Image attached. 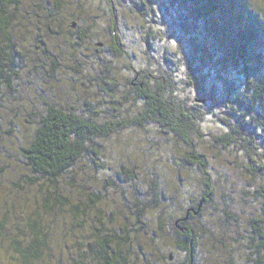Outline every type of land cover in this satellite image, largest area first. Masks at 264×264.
Wrapping results in <instances>:
<instances>
[{
	"label": "trees",
	"instance_id": "trees-1",
	"mask_svg": "<svg viewBox=\"0 0 264 264\" xmlns=\"http://www.w3.org/2000/svg\"><path fill=\"white\" fill-rule=\"evenodd\" d=\"M19 3L0 0V157L16 161L12 186L36 193L0 200V264H137L126 223L117 233L99 207L106 184L123 197L128 186L131 235L152 240L160 264H264V19L250 0L37 3L60 44L36 35L32 48ZM98 5L104 36L87 18Z\"/></svg>",
	"mask_w": 264,
	"mask_h": 264
},
{
	"label": "rangeland",
	"instance_id": "rangeland-1",
	"mask_svg": "<svg viewBox=\"0 0 264 264\" xmlns=\"http://www.w3.org/2000/svg\"><path fill=\"white\" fill-rule=\"evenodd\" d=\"M33 3H36V5L34 6ZM37 3H40L42 7L48 8V7H52L53 4V0H31L30 4H29V0H20L19 3V12L18 15L19 17L22 16L23 14L28 15V19L24 20L22 23H20V27H22V29L27 28L29 30V33H25V36L28 38V43H27V47L28 48H32L33 45L36 42V35H40L41 38L46 41V42H50L49 38L46 40V37H48V33L46 30V27L43 24H40L39 20L40 17L38 14H40L43 10H45V8L43 10H39V8L37 7ZM251 3V7L253 8V10L259 14V16L261 18L264 19V0H250ZM32 6V8H31ZM101 9V5H98V8H92L90 11V16L88 15L87 18L92 20V25L93 30H97L98 32H100V35L104 36L105 32L102 30H99V26L98 23L102 20L101 17H105L106 15L104 14V12ZM74 21H77L76 19H74ZM38 24L40 25V27H37ZM101 24L105 25L106 22H101ZM106 26V25H105ZM128 29H127V35H128V43H130L131 41V35H130V31L132 30L133 27V23H129L128 25ZM37 36V37H38ZM54 46L56 47L57 43L56 41H52V43H54ZM132 42V41H131ZM41 43V42H40ZM51 43V42H50ZM51 43V45H49V47L53 46ZM43 44V43H41ZM45 44V42H44ZM133 46H140V42H138V44H135ZM138 49L140 50V48L138 47ZM126 62L125 57H117L113 60L112 64L115 65L116 67H121V65ZM119 81V80H118ZM122 81V79H121ZM123 82V81H122ZM32 86V85H31ZM79 96L81 95V91L78 92ZM99 96V98L97 97ZM96 97H92L91 95L89 96V99L93 102V103H99V101L97 99H103L104 95H97ZM82 98L85 99V96H82ZM106 99L108 100V97H106ZM101 103L103 104V100H100ZM19 102H25L23 99H20ZM16 133V132H15ZM17 139H19V142H24L22 140V134L18 133L17 135ZM125 134L121 135V138L118 140L116 139L115 142H119V144H121L120 147H122L123 149H127V150H131L132 147V142L129 139H126V137H124ZM122 140V141H120ZM125 140V141H124ZM10 140L5 141V144H7V147H9L10 145L8 144ZM111 146V145H110ZM111 148H114V146H111ZM13 150V149H12ZM14 152V151H13ZM137 163V161H136ZM119 163L117 162V165ZM4 167V170L0 171V177L2 175V177L0 178V181L2 180V182H0V200H2L5 196L8 197L9 202L14 204L15 206H19L22 197L24 196H30L33 195L34 193H36V186L34 187H29L28 190L24 189L21 190V188L19 186H12V182H17L19 179V171L17 169V165H16V161H14L13 158H6V160L2 159L0 157V169ZM109 169H105L104 172L102 173H97V176L99 177V179L101 181H103V179L109 178V176H113L114 175V164H110L109 163ZM115 177V176H113ZM139 179H141V176L139 177ZM145 180V179H144ZM41 182V181H39ZM45 183V182H44ZM148 184H149V180L146 181L145 183L142 182V180H140L139 182L137 181V185L138 188L140 190V192L146 193L148 191ZM23 185H25L23 183ZM60 185V184H59ZM61 186V185H60ZM59 186V189H60ZM23 188V187H22ZM63 190L65 191V181L62 183V187ZM103 189H100V192L103 193L105 192L107 194V198L106 196H102V198L105 199H109L106 200V202H103L99 205V207H102V210H106L107 209L110 211H113V214L109 215V222H107L106 220V225L110 228L113 227V229L121 234V227L122 224L126 223V226L129 230V232L132 233V223H134L135 221V207H133L132 204H134L132 201H134V199H132V196L130 194V192L128 191V186L122 185L121 188L124 190V196L123 197L119 192L117 191V188H115L114 185L111 184H106L104 187H102ZM86 190H89L88 188H85V192ZM103 190V191H102ZM105 190V191H104ZM130 198V199H129ZM8 199H6L5 201H8ZM9 206L10 207V204ZM145 204V203H144ZM25 209V206H22ZM5 208V207H3ZM27 208L29 209H33L34 208V203H32V201L29 202ZM145 208V207H143ZM27 212L29 210L25 209ZM15 211L17 212V217L15 218V220H21L22 218L25 217V215H23V213H20L17 209H15ZM19 212V214H18ZM128 216V217H127ZM14 220V221H15ZM146 218L143 217L142 215H140V221H142L141 227L139 228L141 231L145 228H147V225L145 223H147L148 221H145ZM56 226L54 227V232L56 233L57 231H67L68 233V229L70 232V227L65 226V222L61 223L60 221L56 220ZM10 230H12L14 228V226L10 225L9 226ZM79 230V229H78ZM75 233L77 234V232L75 231ZM131 233L129 234L130 240L133 241V243H131L130 248H127V253H128V259L130 262H135L137 264H160L161 260L160 257H158V254H155V251H151L152 250V240L148 239L147 236H136V238L133 237V235H131ZM87 235V234H85ZM88 239H89V235H87ZM72 238V236H71ZM71 239H69L70 241ZM156 240L158 241V239L156 238ZM69 241H65L69 243ZM227 242H230V238H227ZM239 239H237L234 242V245L237 247V249H239ZM138 244V246H137ZM151 245V246H150ZM151 247V250H149V248ZM126 249V248H125ZM212 250H214V247H211ZM157 253V252H156ZM159 253V252H158ZM238 261L240 264H243L245 262V258L244 257H237ZM236 259V260H237Z\"/></svg>",
	"mask_w": 264,
	"mask_h": 264
},
{
	"label": "water",
	"instance_id": "water-1",
	"mask_svg": "<svg viewBox=\"0 0 264 264\" xmlns=\"http://www.w3.org/2000/svg\"><path fill=\"white\" fill-rule=\"evenodd\" d=\"M170 259H171V256H170Z\"/></svg>",
	"mask_w": 264,
	"mask_h": 264
}]
</instances>
